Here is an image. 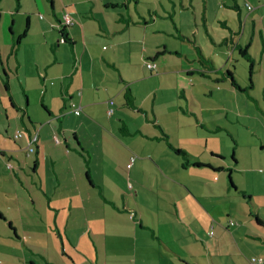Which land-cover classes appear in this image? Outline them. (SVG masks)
Here are the masks:
<instances>
[{
  "label": "crops",
  "instance_id": "crops-1",
  "mask_svg": "<svg viewBox=\"0 0 264 264\" xmlns=\"http://www.w3.org/2000/svg\"><path fill=\"white\" fill-rule=\"evenodd\" d=\"M20 1L0 0V19L4 14L10 20L4 26L12 31L1 28L11 43L4 62L0 56V264H250L253 256L262 258L256 264H264V226L255 214L263 222L264 217L258 205L245 195L255 225L240 222V229L228 236L221 232L230 230L224 224L213 218L202 221L199 211L207 217L211 205L206 208L192 196L188 183L201 179L216 195L209 180L216 175L185 164L161 139L166 135L172 147L187 151L191 163L220 167L213 161H225L224 156L208 146L211 129L198 121L167 126L154 114L149 118L144 107L151 88H135L139 80L161 78L163 67L176 63L177 73L164 71L181 91L175 95L186 98L184 90L190 88L195 100L189 77L199 70L191 66L189 51L193 47L195 59L204 57L196 34H208L211 27V34L219 36L211 40L210 56L200 57L197 64L207 61L210 72L222 73L231 93H251V76L250 85H242L230 64L245 59L253 68L255 53L263 67L264 0H241L253 6L246 14L239 0H228V6L227 0H189L188 5L185 0H32L34 9L26 11ZM175 2L203 20L195 22L193 40L187 38L181 47L170 43L169 38L177 37L159 21L171 17L180 39L181 25L172 15ZM123 3L128 9L121 12ZM225 8L220 15L217 9ZM34 13L38 24H33ZM64 14L74 19L65 29L70 39L65 42L59 39L58 25ZM32 30L40 43L28 49L30 38L35 39ZM138 50L143 60L137 59ZM147 62L156 64L153 71ZM127 88L136 108L125 105ZM71 104L80 106V114L72 112ZM176 107L197 119L193 109ZM108 108L113 109L110 115ZM17 130L24 136L15 138ZM36 131L35 151L27 154L28 137ZM121 154L125 170L115 164ZM234 186L226 191H237ZM210 225L213 236L206 234Z\"/></svg>",
  "mask_w": 264,
  "mask_h": 264
},
{
  "label": "rangeland",
  "instance_id": "rangeland-1",
  "mask_svg": "<svg viewBox=\"0 0 264 264\" xmlns=\"http://www.w3.org/2000/svg\"><path fill=\"white\" fill-rule=\"evenodd\" d=\"M157 1L159 2L160 0ZM239 1V8H243V12L246 14L248 10L245 8L246 5H244L243 1ZM21 2L23 10L26 11L27 9H34V2L32 0H21L20 3ZM45 2L48 7L50 5L49 2ZM197 2H199V0H194L192 1V4H196ZM226 2L228 6V0ZM15 3H17L16 0H14V4ZM185 4L188 5L189 0H185ZM217 4L218 3H216V7ZM167 5L170 6V3L168 2ZM175 6V13L172 14L173 19L176 21L177 25H181L180 29L182 33L179 34L180 39H178V37L172 38L171 36H169L171 38H168L170 43H174L175 47H181V42L187 45V38H191V40H193L192 30H196L195 26H198V24L195 25V22L203 24V20L202 18L196 19L191 8L182 9L179 2H175ZM250 6L252 9L253 6L251 4ZM217 10L221 15L224 10L228 9L225 8ZM210 11L211 3L209 7V12ZM31 18H33V24L39 23L37 13L32 14ZM159 21L162 24L161 26H167V30L175 33V35H178V31L174 28L171 17L159 19ZM8 22H10V20L6 19L3 14L0 19V56L3 62L6 60V54L9 50L11 38H8L5 34H3L1 32V28L3 26L4 31L7 30L11 34L12 31L10 30V25L4 26ZM214 25L215 24L212 26L214 27ZM21 28L22 23L20 25V29ZM199 29L202 31L204 27L200 26ZM36 31L37 30H32L35 39L30 38L27 46L28 49L36 47V41L37 43H40V39L38 38V33ZM217 35L218 34H211V27L209 28L208 34H196L198 44L202 47L204 57L210 56L212 50L211 40L214 41L215 38H218L219 35ZM163 37L164 35L162 36V39ZM103 44L105 45L106 42L104 41ZM140 46L142 48V43H140ZM139 50L136 51L135 54L137 59L143 60L144 57L141 56V51ZM189 54L191 66L193 68L197 67L199 71L205 70V76L201 75V73L195 72L189 77L192 80L191 89L196 96L195 100L190 97V88H185L184 90L187 99L183 96L175 95L176 91L180 93L181 91L175 88V83L169 77H166L164 71L172 72L171 75L177 73L175 68H179L180 65H177L176 63H167L161 71V78L157 77V79L151 78L147 80H139L135 85V88H138L139 92L147 86L151 88L152 96L146 99L144 107V109L148 110L150 113L149 118H152V114H154L157 117V120L167 126L182 123L184 127H187L188 123L194 122L197 124L196 121H198V123H205V125L211 129L208 146L211 149L221 151L222 156H224L223 159L225 160L213 161V164L222 168V171L219 170L214 173V175H216L215 177L211 175L209 178L210 186L211 188H214L216 195L210 191L207 184L201 183V179H194L188 183V186H190L194 191V194L191 192L190 194L192 196H198L199 202L203 206L208 208L211 205V214H207V217L199 211L200 219L202 221L205 219L212 220L213 218L220 224H224L225 227H227V220L236 222L237 226L229 227L230 230L220 229L221 232H224V234L228 236V231H234L237 229L240 222L242 224L248 222L246 224L247 226L248 224L250 226L255 225L253 217L249 213V206L252 203L248 201V198L245 197V195H249L251 200L258 205L257 209L264 217V65L263 67L258 66L260 61L259 57L255 56V53L253 54V59L257 64H253L251 73L249 72L250 62L252 63V61L248 62L243 59L240 63H236V65L231 63L230 70L235 72L239 83L242 85H250V81H248L250 76L252 78V82L254 83V87L249 94L245 91L242 93H231L229 89L230 85L228 86L225 82H223L225 79L223 78L222 73L213 71L210 72L211 65H208L207 63H205L207 67L203 66L200 62L197 64L193 47L189 51ZM33 56H35L34 53ZM11 60L13 59L11 58ZM217 60L219 61L220 59L217 58ZM183 62H186L188 65L186 60H183ZM178 63L181 64L180 61ZM141 71H144L145 75H149V71L146 68H143ZM180 73L184 76L187 74L186 71H181ZM214 76L222 78V81H215ZM216 87H218L217 90ZM156 88L158 93L157 96H155L154 93ZM142 99L143 98H141V100ZM179 104L184 108H187L188 111L193 109L197 114V119L189 114V116H183L180 112V108L176 107V105ZM143 116L144 115L140 113L134 114V117H139L141 122H146L143 119ZM136 123L137 122H133L132 124ZM217 128L221 129L216 130ZM155 133L158 134V136L160 135V132L157 129L155 130ZM198 153L201 154V150L198 151ZM232 153H234L236 158L235 164L231 158ZM121 156L122 154L115 160V164L120 165L122 170H125V159H123L122 162V159H120ZM205 157L206 155L203 154L201 159H205ZM128 163H132V160H128ZM227 167H230V173L226 170ZM189 169L191 176H193V178H198L196 177L198 176V174H196L197 172H193L191 168ZM174 172H176V169L170 171V174L174 175ZM229 174L232 182L237 186V191H226L229 185ZM169 186L170 190L174 192V187H172L173 185L171 182H169ZM207 196H209L210 199ZM216 225L218 226V224Z\"/></svg>",
  "mask_w": 264,
  "mask_h": 264
},
{
  "label": "trees",
  "instance_id": "trees-1",
  "mask_svg": "<svg viewBox=\"0 0 264 264\" xmlns=\"http://www.w3.org/2000/svg\"><path fill=\"white\" fill-rule=\"evenodd\" d=\"M114 3H109L108 5H113ZM115 6H116V4H115ZM121 7L122 8H125V9H123V10H121V12H124V11H126L128 8H127V4L126 3H123L122 5H121ZM64 15H66V14H64ZM64 15L62 16V18H61V21H59V26H62V29L59 31V39L60 40H63L64 42L67 40V41H69L70 39L68 38V35H66L65 34V29L67 28V27H70L73 23H74V19L71 17V20H72V23L71 24H66L65 22H64ZM176 37H178L177 35H175ZM163 51H159V53H162ZM239 52H240V54L241 55H243V56H248V54H247V52H246V50H244V49H240L239 50ZM199 56V55H198ZM156 57V55H154L153 56V58H155ZM201 58H204L202 55L200 56ZM200 57L199 58H197V59H200ZM207 61H205V63H206ZM148 63H153V62H148ZM205 63H203V62H201V64L203 65V66H207ZM153 64H155V63H153ZM155 67H156V64H155ZM150 71H153L155 68H148ZM251 70H252V65L250 64V72L249 73H251ZM204 72H205V70H201V71H199V73H201V74H204ZM226 76L230 79V81H231V83H232V85H236L235 84V80H234V78H233V73L231 72V71H227L226 72ZM124 99H125V105H127L128 107H131V108H136L135 106H134V104H133V99H132V97H131V95H130V93H129V90H128V88L125 90V92H124ZM110 101H112V100H110ZM110 101H108V102H110ZM112 103H113V101H112ZM111 103V104H112ZM109 109V108H108ZM110 109H112V108H110ZM81 111V110H80ZM112 111H113V109H112ZM72 112H73V110H72ZM74 113V112H73ZM75 114V113H74ZM80 114V113H79ZM112 114V113H111ZM76 115H78V114H76ZM110 115V114H109ZM22 136H24L23 135V133L20 131V130H17V131H15V133H14V137L15 138H21ZM29 138V141H28V146H26V152H27V154H31V153H33L34 151H35V143L37 142V139H38V132L36 131V132H33V133H31L30 134V136L28 137ZM53 138H55V139H57V137L56 136H54ZM163 141H165L166 142V144H167V146L170 148V150H172L173 151V153H175V154H177V155H179V156H181L182 158H183V160L185 161V164H190V165H192L193 167H195V168H202V170H204V169H207V170H211V172L214 174L215 172H217V171H219V170H222V168L221 167H215V166H212V165H210V164H206V163H203V162H200V161H194V162H189L190 161V159H189V154L187 153V151H185L184 149H180V148H175V147H172L171 146V144L167 141V136L166 135H163V137L161 138ZM58 140V139H57ZM56 141V140H55ZM58 142V141H57ZM211 155L213 156V157H216V158H222V156H220V155H216V154H214V153H211ZM232 159H233V161H235V159H234V156L232 155ZM131 166V164L129 163V164H127V168H129ZM7 168L8 169H10L11 168V164H9V165H7ZM229 173H230V168H227L226 169ZM230 175V174H229ZM229 184H231V186H233V187H235L234 186V184L232 183V181H231V179H230V177H229ZM191 191H189V193H190ZM192 193V192H191ZM133 216V215H132ZM133 218V217H132ZM228 221V223H227V227L229 228V227H231V226H233L234 224H235V222L234 221H232V220H227ZM230 221H232L233 222V224L231 225L230 224ZM255 221L258 223V224H260V225H263L264 226V222H263V220L259 217V216H257V214H255ZM11 230H13V228L11 227ZM206 234L208 235V236H213L214 235V226L213 225H210L209 226V228L207 229V231H206ZM254 259V260H253ZM262 261V258H260V257H257V256H253V257H251L250 258V264H256V263H258V262H261Z\"/></svg>",
  "mask_w": 264,
  "mask_h": 264
},
{
  "label": "built area",
  "instance_id": "built-area-1",
  "mask_svg": "<svg viewBox=\"0 0 264 264\" xmlns=\"http://www.w3.org/2000/svg\"><path fill=\"white\" fill-rule=\"evenodd\" d=\"M247 9L248 10H250L251 9V6L249 5V4H247ZM64 22L66 23V24H71L72 23V20H71V17L69 16V15H64ZM146 67L147 68H155V64H153V63H146ZM110 103H112V101H110ZM71 108H72V110H73V112L75 113V114H79L80 113V110H81V108H80V106H77V105H75V104H71ZM113 111H112V109H108V114H111ZM56 141H58L57 139H55ZM230 224L232 225L233 224V222L232 221H230ZM254 260V259H253Z\"/></svg>",
  "mask_w": 264,
  "mask_h": 264
}]
</instances>
